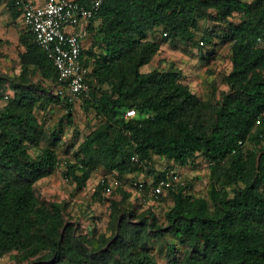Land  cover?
<instances>
[{
    "label": "trees",
    "instance_id": "obj_1",
    "mask_svg": "<svg viewBox=\"0 0 264 264\" xmlns=\"http://www.w3.org/2000/svg\"><path fill=\"white\" fill-rule=\"evenodd\" d=\"M8 7L20 19L16 0ZM202 19L220 25L219 42L231 50L227 89L215 101L198 95L181 69L143 70L165 41L209 46L211 56L218 42L213 32L199 33ZM26 29L20 75L0 76V91L6 82L12 90L0 93L8 95L0 104V257L18 251L34 258L25 264H162L156 240L164 264H264V0H103L83 49L91 92L72 100L53 92L57 69ZM60 99L65 112L50 134L39 112ZM77 101L96 117L63 171L78 189L99 169L127 178L155 156L169 166L202 158L211 170L208 197L170 188L163 221L154 205L130 203L132 191L121 186L120 198L110 199L109 232L77 235L65 206L41 202L36 186L63 161L57 141L75 123ZM129 109L136 114L127 116ZM150 172L155 181L164 174ZM104 191L99 183L95 195Z\"/></svg>",
    "mask_w": 264,
    "mask_h": 264
},
{
    "label": "rangeland",
    "instance_id": "obj_2",
    "mask_svg": "<svg viewBox=\"0 0 264 264\" xmlns=\"http://www.w3.org/2000/svg\"><path fill=\"white\" fill-rule=\"evenodd\" d=\"M9 0H0V76L2 77H18L21 73V63L19 53L24 50L21 43V34L27 31L20 19L14 20L8 7ZM220 25L215 22L202 19L200 21L199 33L213 32L215 41V52L208 57L206 50L201 51L199 48L191 47L182 41H165L162 43L161 50L154 57L151 63L143 67L144 71L154 68L169 69L171 67L181 69L185 81L189 83L191 88L202 98L216 100L221 93L227 89L224 80L225 74L231 69L230 44L219 42L218 33ZM159 36L160 30L155 31ZM86 35L84 46L91 45V37ZM205 55V56H204ZM35 79L40 78L39 72L34 75ZM48 85L51 81H45ZM51 85H54L53 83ZM11 93L9 82L4 84L0 93ZM53 92L56 94L55 89ZM7 97H0V104L4 105ZM60 103L51 104L46 110L39 112V116L44 121L46 132L52 134L58 126L59 119L64 115L62 99ZM75 123L65 124L58 139V152L63 161L72 158L80 142L90 133L96 122L94 111L87 112L81 106V102L74 104ZM31 151L35 154L39 150L32 147ZM172 164L166 158L155 156L150 167L154 169V173L163 171L166 165ZM179 178L175 187L182 186L188 191L197 195L208 197L211 187L212 177L209 164L202 158L194 165H178ZM65 164L50 174L36 182L38 196L41 202L49 203L51 201L61 202L65 206L66 220L76 229L77 235L81 233L95 234L101 232H109L111 219V198H120V194L116 191L118 187L123 186L124 189L131 190L130 203L139 205V210L147 209L149 206L155 207L159 213V217L164 221V212L172 205L171 199L168 197L169 190L164 194L165 198L154 197L150 193L151 188L144 191H138L129 183L131 177H117L123 182H116L115 177L110 176L109 189L104 191L101 197L95 195L97 185L106 173L99 169L93 173L92 177L87 181L83 189H78L76 184L71 182L63 173ZM146 174V173H145ZM135 174L138 178L149 176ZM150 183V182H149ZM151 187V183L148 184ZM128 191V190H127ZM155 249L159 261L164 264L166 258L163 252H159V243L155 240ZM33 257H26L24 253L12 251L0 257V264H25L33 260Z\"/></svg>",
    "mask_w": 264,
    "mask_h": 264
},
{
    "label": "built area",
    "instance_id": "obj_3",
    "mask_svg": "<svg viewBox=\"0 0 264 264\" xmlns=\"http://www.w3.org/2000/svg\"><path fill=\"white\" fill-rule=\"evenodd\" d=\"M102 2L91 0L87 4L78 0H16L21 10V23L31 30L34 41L52 59L57 69L58 85L55 92L62 98L70 97L72 100L81 95L88 96L91 92L88 80L90 68L83 61L84 39L88 34L89 21L99 11ZM134 114L135 109H129L126 113L127 116ZM132 159L138 160V155L134 154ZM61 164L66 165L67 160ZM147 168L141 173L147 175ZM163 172L156 181L153 174L141 179L129 175L132 176L129 183L138 191H144L145 186L151 183L150 193L159 197L174 187L179 178L178 166L166 165ZM110 176L115 177L118 183L124 181L118 180L117 177L121 176L116 170L106 173L100 180L105 191L109 189Z\"/></svg>",
    "mask_w": 264,
    "mask_h": 264
},
{
    "label": "crops",
    "instance_id": "obj_4",
    "mask_svg": "<svg viewBox=\"0 0 264 264\" xmlns=\"http://www.w3.org/2000/svg\"><path fill=\"white\" fill-rule=\"evenodd\" d=\"M139 174H142V175H144V173H139ZM137 175V174H136ZM136 177V176H135ZM136 178H138V177H136ZM142 178H146L145 176L144 177H142ZM139 179V178H138ZM141 179V178H140Z\"/></svg>",
    "mask_w": 264,
    "mask_h": 264
}]
</instances>
